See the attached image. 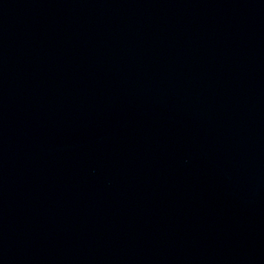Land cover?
Segmentation results:
<instances>
[{
	"label": "water",
	"instance_id": "95a60500",
	"mask_svg": "<svg viewBox=\"0 0 264 264\" xmlns=\"http://www.w3.org/2000/svg\"><path fill=\"white\" fill-rule=\"evenodd\" d=\"M0 264H264V0H0Z\"/></svg>",
	"mask_w": 264,
	"mask_h": 264
}]
</instances>
